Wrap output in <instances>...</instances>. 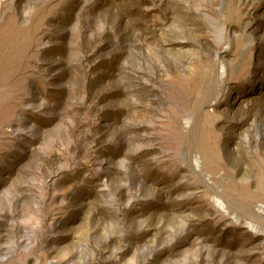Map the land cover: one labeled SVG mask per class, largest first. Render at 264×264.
I'll use <instances>...</instances> for the list:
<instances>
[{"label": "rangeland", "instance_id": "obj_1", "mask_svg": "<svg viewBox=\"0 0 264 264\" xmlns=\"http://www.w3.org/2000/svg\"><path fill=\"white\" fill-rule=\"evenodd\" d=\"M0 264H264V0H0Z\"/></svg>", "mask_w": 264, "mask_h": 264}]
</instances>
